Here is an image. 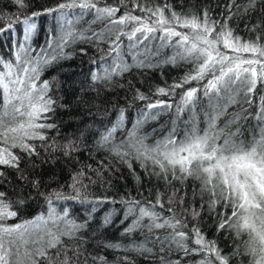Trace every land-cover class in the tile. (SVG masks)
<instances>
[{
  "label": "snow or ice",
  "instance_id": "snow-or-ice-1",
  "mask_svg": "<svg viewBox=\"0 0 264 264\" xmlns=\"http://www.w3.org/2000/svg\"><path fill=\"white\" fill-rule=\"evenodd\" d=\"M0 23V264H264V0H0Z\"/></svg>",
  "mask_w": 264,
  "mask_h": 264
},
{
  "label": "trees",
  "instance_id": "trees-1",
  "mask_svg": "<svg viewBox=\"0 0 264 264\" xmlns=\"http://www.w3.org/2000/svg\"><path fill=\"white\" fill-rule=\"evenodd\" d=\"M55 0H36L37 6H51ZM111 2V0H109ZM162 2V0H161ZM178 2V0H176ZM189 2H194V0H189ZM5 9H7V4L5 3ZM179 10V9H178ZM39 24L43 25L44 31H41L39 35L34 40V47H37L39 45H43L44 41L47 39L46 32L52 27V22L50 18H40L38 21ZM3 24L0 23V27H2ZM235 26V25H234ZM239 31L243 33V26L241 25ZM11 45V40L7 39V36H0V56H4L5 59L9 58V48ZM84 47H87V45H83ZM167 51V50H166ZM94 55V49L89 48V55L88 56H80L76 55L73 60L66 61L62 63V67L57 68L55 71H49L45 73L44 78L49 79L52 75H56L57 72L61 74V79H67L69 83H71L72 80H79L83 79L82 76H79L78 73L81 71L86 72L87 69L91 66L89 64L90 58ZM130 59V58H129ZM186 71V68H175L170 65H165L162 68L159 69H147L143 72L134 73V83L137 84L138 87L142 91H149L150 88H155L157 85L163 86L165 82L171 83L175 78L182 75L183 72ZM129 79H132L133 77H128ZM65 100L68 103H74V95L71 91L65 90ZM135 113V110H133V114ZM185 119H187V114H185ZM64 119H68V117L65 115ZM162 126L168 127L169 126V115L165 113L162 115L157 121H150L148 124L144 126L145 131L148 134H152V129H160ZM181 131L183 130V125H180ZM137 170L139 171V168L137 167ZM125 185H127V188L125 189ZM118 186L120 187L121 191L130 190L133 191L135 194L136 185L134 183V180L131 176L128 175V172L124 171V178H121L118 181ZM147 190V185H145V191ZM214 233H210V237ZM116 236L119 234L116 233ZM223 239V238H221ZM223 247V243L221 244Z\"/></svg>",
  "mask_w": 264,
  "mask_h": 264
}]
</instances>
